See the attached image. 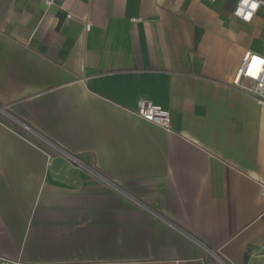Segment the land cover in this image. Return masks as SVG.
Returning a JSON list of instances; mask_svg holds the SVG:
<instances>
[{
  "label": "crops",
  "instance_id": "1",
  "mask_svg": "<svg viewBox=\"0 0 264 264\" xmlns=\"http://www.w3.org/2000/svg\"><path fill=\"white\" fill-rule=\"evenodd\" d=\"M235 4L0 0V264H264V106L233 84L264 8Z\"/></svg>",
  "mask_w": 264,
  "mask_h": 264
},
{
  "label": "built area",
  "instance_id": "2",
  "mask_svg": "<svg viewBox=\"0 0 264 264\" xmlns=\"http://www.w3.org/2000/svg\"><path fill=\"white\" fill-rule=\"evenodd\" d=\"M208 1L212 2L214 0ZM262 7L264 8V0H236L232 13L240 20L250 22ZM67 16L69 17L70 14ZM89 28L90 23H86L85 29L89 30ZM233 84L247 95L253 97L258 104L264 106V56L247 50L242 57L240 67L233 79ZM134 113L141 119L164 129L169 127V110L147 99L138 101ZM23 127L26 131L32 132L27 125ZM35 135L38 136L37 134Z\"/></svg>",
  "mask_w": 264,
  "mask_h": 264
}]
</instances>
